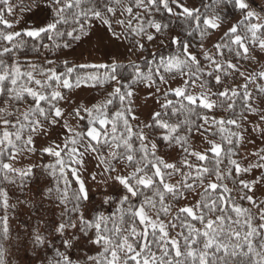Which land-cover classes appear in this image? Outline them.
I'll list each match as a JSON object with an SVG mask.
<instances>
[{"label":"trees","instance_id":"1","mask_svg":"<svg viewBox=\"0 0 264 264\" xmlns=\"http://www.w3.org/2000/svg\"><path fill=\"white\" fill-rule=\"evenodd\" d=\"M24 1L34 6L42 0ZM193 1L197 10L186 13L178 6L181 0H131L132 9L124 22L127 59L98 66L62 63L58 57L75 43L80 27L97 16L105 17L116 0H67L60 11L51 12V30L36 37L19 34L12 38H8L12 25L5 21L13 18L8 6L14 0H0V264H8L3 212L4 198L10 192L24 193L39 179L66 226L87 210L69 150L53 157L34 151L28 142L39 134L41 126L61 122L54 111L83 84L91 88L101 109L93 121L88 119V111H82L81 118L71 112L78 120L77 142L88 141L101 160L117 163L128 159L127 168L138 171L128 180L132 196L125 201L127 208L113 210L95 225L81 229L83 237L98 238L97 247L113 248L108 264H264V202L251 199L242 182L246 175L236 171L242 153L238 135L253 132L243 127V121L250 113H264L255 109L257 103H264L259 76L264 66L260 48L264 47V7L257 9L247 0ZM207 15H213L222 25L235 21V30L222 36L208 55H201L200 46L214 33L205 23ZM150 32L153 35L147 39ZM172 33L177 35L176 40ZM44 46L48 51L43 58ZM186 47L196 58L186 56ZM85 61L94 59L87 57ZM242 68L250 73L246 80L240 76ZM179 75L187 76L184 95L160 98L165 104L141 128L132 118L135 106L131 92L146 81L159 88L162 82ZM195 83L213 93L212 110L187 100ZM204 117L212 119L208 131L201 129ZM91 127L99 131L96 142L86 135ZM197 133L217 141L220 153L208 152L205 159H194L187 148ZM147 140L154 141L155 151ZM175 149H183L176 167L166 168L159 156ZM18 152L38 155L40 166L35 173L17 174L6 168ZM157 166L160 178L155 176ZM140 176L152 177L153 182L141 186L136 183ZM210 180L215 181V187L203 189L190 211L179 209L183 198L207 186ZM139 211L165 223L164 230L145 229L137 238L138 244L125 251L128 242L124 236L129 240V228L137 225ZM84 250L73 253L64 247L60 251L51 247L47 256L51 264L92 263Z\"/></svg>","mask_w":264,"mask_h":264},{"label":"rangeland","instance_id":"2","mask_svg":"<svg viewBox=\"0 0 264 264\" xmlns=\"http://www.w3.org/2000/svg\"><path fill=\"white\" fill-rule=\"evenodd\" d=\"M67 0H42L36 5L24 0H14L8 6V11L13 10V18L6 20L5 24L12 25L8 38L23 34L29 37H36L44 31L51 30L54 22L51 19V12L57 13L66 4ZM131 0H116V4L109 9L105 17H95L87 26H82L75 36V43L70 45L59 57L62 63L74 62L79 64H95L103 66L108 62H124L128 55V44L124 36L125 16L131 11ZM135 1V0H134ZM140 2H151V0H139ZM178 6L183 12L192 13L197 10L193 0H181ZM253 7L263 9L264 0H247ZM26 3V4H25ZM177 3V2H176ZM52 9V11H51ZM207 26L213 29V35L206 40L199 48L201 55H208L209 50L216 46L218 40L228 32L235 30V21L222 25L213 15H207L205 19ZM157 27L155 26V29ZM152 32L146 35L149 39ZM173 40L177 35L171 34ZM163 44V43H162ZM264 54V47L260 46ZM48 46L42 49L44 58ZM188 58H196L193 51L185 48ZM87 57L94 59L93 62L85 61ZM240 76L246 80L250 73L240 69ZM261 87L264 93V66L259 69ZM186 75H179L167 82H162L159 88H155L150 81L144 82L135 88L130 96L135 106L132 112L133 121L145 128L165 101L160 100L169 94L176 96L184 95ZM118 89V81H114L113 90ZM213 93L207 88L195 83L191 86L187 100L198 102L203 108L212 110L214 107ZM101 105L93 95L91 88L80 85L73 90L56 108L54 116L61 122L54 121L50 126H41L39 134L28 139L30 147L36 152H42L49 156H59L66 148L71 153V160L77 167L75 179L79 190L87 202V210L82 217L72 225H65L64 217L61 215L58 206L52 199H49L43 190L44 183L39 179L23 192H10L4 198L3 220L6 230V255L8 264H51L47 253L54 247L60 251L61 247L69 252L83 250L88 253L92 263L108 264L113 257V248L110 245L97 247L99 242L91 237H83L81 229L84 226L91 227L108 217L111 211H120L127 208L126 200L132 194L128 192V180L134 178L138 171L130 170L126 164L128 159L120 160L117 163L105 158L104 160L91 150L88 141L79 144L80 132L78 131V120L71 114L83 117L82 111L91 113L90 121L95 120L100 114ZM256 110L264 111V103H257ZM261 121V122H258ZM212 119L204 117L201 129L208 131ZM243 127L249 128L252 133L240 132L239 143L242 145L241 162L236 165L238 174L246 175L243 184L248 188L251 199L256 202H264V113L257 115L250 113L243 121ZM87 137L96 142L99 139V131L91 127ZM145 137V136H144ZM151 150H156L154 141L147 140ZM188 152L196 160L205 159L208 152L215 155L220 153V144L202 133H197L189 142ZM183 151L172 150L160 154L162 164L166 168H175L179 154ZM111 153V152H110ZM109 153V155H110ZM261 161L262 165L257 162ZM40 166V158L36 153H14L11 161L6 164L9 171L17 174H29L36 172ZM155 176L160 178V169L155 167ZM153 182L152 177L140 176L136 183L141 186H148ZM206 187L214 188L215 181L210 180L207 186L197 189L190 195L183 198L179 209L190 211L198 203L199 193ZM122 203L124 205H122ZM122 207V208H121ZM137 225H131L129 240L124 236L125 244L123 250L129 251L145 229L163 231L165 223L159 222L153 214L139 211L137 214ZM119 219V218H118ZM127 220V218H126ZM264 231V219L261 222ZM139 244L138 247H141ZM139 249V248H138ZM117 253V252H116Z\"/></svg>","mask_w":264,"mask_h":264}]
</instances>
